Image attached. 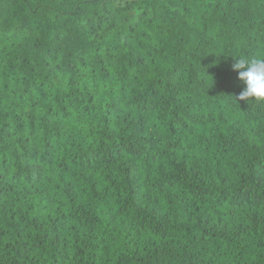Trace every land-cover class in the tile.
I'll return each mask as SVG.
<instances>
[{"label":"trees","instance_id":"16d2710c","mask_svg":"<svg viewBox=\"0 0 264 264\" xmlns=\"http://www.w3.org/2000/svg\"><path fill=\"white\" fill-rule=\"evenodd\" d=\"M264 0H0V264H264Z\"/></svg>","mask_w":264,"mask_h":264},{"label":"clouds","instance_id":"9594fccd","mask_svg":"<svg viewBox=\"0 0 264 264\" xmlns=\"http://www.w3.org/2000/svg\"><path fill=\"white\" fill-rule=\"evenodd\" d=\"M231 70L244 84L238 99L264 103V57H237Z\"/></svg>","mask_w":264,"mask_h":264}]
</instances>
